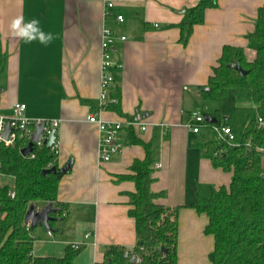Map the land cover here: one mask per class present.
<instances>
[{
    "label": "crops",
    "instance_id": "0c3cea01",
    "mask_svg": "<svg viewBox=\"0 0 264 264\" xmlns=\"http://www.w3.org/2000/svg\"><path fill=\"white\" fill-rule=\"evenodd\" d=\"M201 1L0 0V47L6 61L0 115H11L20 103L30 118L60 121L57 165L70 166L57 192L67 212L52 233L34 230V257L62 258L74 246L82 248L74 264H102L109 248L135 249L136 223L128 213L136 186L120 178L148 154L132 143L133 135L152 145L150 190L163 194L156 203L180 208L178 264H212L215 239L205 234L207 216L193 206L198 195L208 198L212 191L228 188L232 173L203 156L195 146L199 136L188 125L204 100L199 88L210 84L224 48L242 53L248 63L255 60L247 37L264 0H218L217 8L197 10ZM108 3L115 7L108 10ZM19 15L25 23L38 20L54 36L51 43L13 38L8 26ZM105 30L117 38L112 59L120 68L113 72L111 101L99 112ZM116 105L122 115L113 110ZM92 114L111 122L140 116L138 122L147 128H124L120 153L100 164L99 132L88 123ZM15 184L0 172V187L13 189Z\"/></svg>",
    "mask_w": 264,
    "mask_h": 264
},
{
    "label": "trees",
    "instance_id": "16d2710c",
    "mask_svg": "<svg viewBox=\"0 0 264 264\" xmlns=\"http://www.w3.org/2000/svg\"><path fill=\"white\" fill-rule=\"evenodd\" d=\"M218 0H202L197 10L217 8ZM255 30L247 37L248 45L256 53L252 63L246 62L242 53L226 47L207 87L199 88L205 101L221 104L233 91L242 106L236 107L228 117L220 110L202 113L216 119L217 126L230 127L236 136L235 145L216 138L208 130L199 135L195 146L203 156L211 160L215 168L232 173L230 186L211 192L210 196L198 195L193 208L205 214L208 225L205 234L215 239V247L209 255L212 264H264V5L258 10ZM185 27V24H181ZM190 34V30L188 31ZM240 64L248 72L244 77L228 66ZM6 72V61L0 47V83ZM211 91L206 92L205 89ZM1 90V88H0ZM119 106L113 110L122 115ZM262 119L263 125L258 123ZM133 144L147 151L144 161H135L130 174L120 179L135 183L136 194L132 197L130 218L136 223L137 244L132 251L112 247L105 252L102 264H178V215L180 208L159 205L156 201L163 194H154L150 186L154 179L152 145L130 135ZM250 144V147L246 145ZM25 144L14 148L0 144V172L15 181L13 189L0 187V264H74L81 247L69 246L62 258L34 257V230L44 228L48 233L67 212L66 206L57 201L60 181L64 177L57 165V156L46 146L34 147L31 156L23 157ZM57 168L56 174L43 175V171ZM50 168V169H51ZM14 194V197L11 194ZM47 202L54 211L49 228L31 227L25 216L31 206ZM45 207H40L41 209ZM163 250H166V254ZM128 253V257L125 254ZM135 261L131 262V258Z\"/></svg>",
    "mask_w": 264,
    "mask_h": 264
},
{
    "label": "built area",
    "instance_id": "2783aa9c",
    "mask_svg": "<svg viewBox=\"0 0 264 264\" xmlns=\"http://www.w3.org/2000/svg\"><path fill=\"white\" fill-rule=\"evenodd\" d=\"M115 7L113 3H108L107 9L112 10ZM117 21L123 23L122 16H117ZM102 36L101 44V57H102V76L100 84L99 96V112H104L111 101V92L113 90L115 79L113 72L120 68L113 59L112 54L115 51V43L117 38L109 30H105ZM121 41H125L124 37L120 38ZM27 106L25 104H14L12 113L9 116L0 115V144H3L7 148H14L19 142L25 144V148L31 142V137L37 133L38 128L43 127L42 139L34 147L42 148L47 146L50 137L54 131H57L60 121L58 120H45L41 118H30L26 115ZM192 124L188 127L195 135L204 134L207 130V124L204 115L195 113L191 115ZM88 123L96 125L99 132V144H98V158L99 163L110 162L114 157L120 153L123 144L120 142V134L124 128H138L142 131L146 130V126L135 120H127L122 122L105 121L98 114H92L88 117ZM258 123L263 125L262 119H258ZM212 131L216 135V138L229 145H235L236 136L230 127L217 126V124H210ZM8 132L7 138L4 137L5 132ZM57 140L55 145L51 148L53 153L58 155ZM250 147V144L246 145ZM264 154V149H258ZM32 158L34 155L30 154ZM49 166L48 169H50ZM158 168V166L156 167ZM14 197V194H11ZM40 207H37V211H41ZM90 235L86 236L88 239Z\"/></svg>",
    "mask_w": 264,
    "mask_h": 264
},
{
    "label": "water",
    "instance_id": "95a60500",
    "mask_svg": "<svg viewBox=\"0 0 264 264\" xmlns=\"http://www.w3.org/2000/svg\"><path fill=\"white\" fill-rule=\"evenodd\" d=\"M229 68L231 69H235L238 74L242 77L246 76L248 74L247 71H245L243 68H241V65L240 64H235V63H231L229 66ZM206 92H209L211 91L210 88H206L205 89ZM204 118L206 120L207 123L209 124H217V121L216 119L212 118L211 116L209 115H204ZM141 118L140 116H137L136 117V121H140ZM42 132H43V127H40L38 128L37 130V133L31 137V142L28 144V146L26 148H24L22 151H21V155L23 157H28L30 156V154L33 152L34 150V146L36 144H38L40 141H41V137H42ZM7 135H8V132L6 131L5 132V135L4 137L7 138ZM57 140V136H56V131H54L50 137V140L47 144V146L49 148H52L54 145H55V142ZM69 168L70 166H67L65 167L64 169H61V173L62 174H67L69 172ZM58 172L57 168L53 167L49 170H45L43 171V175H48V174H56ZM54 211V209L51 208V206H47L45 208H43L40 212L37 211L36 207L33 205L29 208L26 216H25V222L27 224H30L31 227H36V226H45L46 229H48L50 226V222L53 220L51 217H50V214ZM166 254V250H163ZM128 253L125 254V257H128ZM135 261V257H132L131 258V262H134Z\"/></svg>",
    "mask_w": 264,
    "mask_h": 264
},
{
    "label": "clouds",
    "instance_id": "9594fccd",
    "mask_svg": "<svg viewBox=\"0 0 264 264\" xmlns=\"http://www.w3.org/2000/svg\"><path fill=\"white\" fill-rule=\"evenodd\" d=\"M9 33L13 38L23 40L25 43L39 41L41 44H49L54 39L51 33H45L39 27L36 19L25 23L22 15L14 17L9 24Z\"/></svg>",
    "mask_w": 264,
    "mask_h": 264
},
{
    "label": "rangeland",
    "instance_id": "374dc122",
    "mask_svg": "<svg viewBox=\"0 0 264 264\" xmlns=\"http://www.w3.org/2000/svg\"><path fill=\"white\" fill-rule=\"evenodd\" d=\"M242 106V103L238 101L236 98V95L233 91L229 93V96L226 98V100H223L221 104L216 103V102H210V101H205L203 99L200 100V106L199 109L197 110L201 115H204L202 113L203 107H206V112L207 113H212L215 110H220L222 116L228 117L233 110L238 107ZM264 161V159H263ZM263 163V168H264V162ZM48 203L47 202H39L37 205L39 207H45Z\"/></svg>",
    "mask_w": 264,
    "mask_h": 264
}]
</instances>
